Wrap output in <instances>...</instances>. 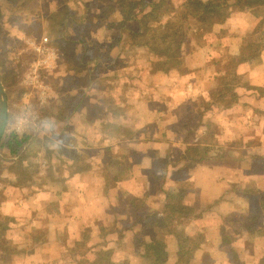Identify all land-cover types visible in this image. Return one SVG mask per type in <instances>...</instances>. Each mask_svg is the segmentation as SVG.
Masks as SVG:
<instances>
[{"label":"crops","instance_id":"0c3cea01","mask_svg":"<svg viewBox=\"0 0 264 264\" xmlns=\"http://www.w3.org/2000/svg\"><path fill=\"white\" fill-rule=\"evenodd\" d=\"M129 2L0 0L5 135L28 136L3 148L0 264H264V5L174 70L140 46L157 0Z\"/></svg>","mask_w":264,"mask_h":264},{"label":"trees","instance_id":"16d2710c","mask_svg":"<svg viewBox=\"0 0 264 264\" xmlns=\"http://www.w3.org/2000/svg\"><path fill=\"white\" fill-rule=\"evenodd\" d=\"M16 1L10 0L12 3ZM129 1L124 0V3L128 8H134L135 3ZM260 5H264V0H157L150 10H140V37L143 39L140 46H145L153 54L158 55L162 68L179 70L182 64L181 45L185 44L188 38H192L193 33L208 34L215 23L226 21L233 10ZM5 53L2 52L4 54H1L2 57L7 56ZM17 66L20 69L17 74L9 73L10 82L5 76L6 86L8 89L11 88L10 92L15 95L19 94L14 88L15 80L19 74L21 75L22 70L20 62ZM27 141V135L23 137H17L15 134L5 135L0 148H7L13 156H17ZM187 208L182 206V211L178 210V214L185 218L193 216L194 210ZM5 227V221L0 220L2 241H5ZM3 247L5 248L4 243ZM145 249L147 257L154 256L157 261L164 257L162 246L156 242L147 245Z\"/></svg>","mask_w":264,"mask_h":264},{"label":"rangeland","instance_id":"374dc122","mask_svg":"<svg viewBox=\"0 0 264 264\" xmlns=\"http://www.w3.org/2000/svg\"><path fill=\"white\" fill-rule=\"evenodd\" d=\"M140 2H139V4H140V6L142 7V8H144V7H146V8H149V7H151V3H153L152 2V0H139ZM130 29H136V25L135 26H132ZM194 35L192 36V39H194L197 35H198V32H196V33H193ZM2 45V41L0 40V46ZM143 51H145V50H143ZM2 52H0V75L3 77V76H7L8 77V81L10 82V77H11V74H10V76H9V73L7 74L6 72V66H8V62L7 61H5L4 60V56L2 57V55H4V54H2ZM140 54H141V57H140V64L142 65V64H144L145 63V58L144 57H142V55L144 54V52H140ZM146 55V54H145ZM4 62H5V64H4ZM152 63H155L156 65H158L157 64V62L156 61H152ZM5 81V80H4ZM16 97H17V95H16ZM17 101V100H16ZM16 101H14V103L16 102ZM12 124L13 123H11L10 124V129L12 128ZM49 130V129H48ZM5 156H8V154L6 155V153L3 151V148H0V163H4V162H7L8 161V158H5ZM1 171V170H0Z\"/></svg>","mask_w":264,"mask_h":264},{"label":"water","instance_id":"95a60500","mask_svg":"<svg viewBox=\"0 0 264 264\" xmlns=\"http://www.w3.org/2000/svg\"><path fill=\"white\" fill-rule=\"evenodd\" d=\"M8 97L2 81L0 80V143L5 135L8 125Z\"/></svg>","mask_w":264,"mask_h":264},{"label":"built area","instance_id":"2783aa9c","mask_svg":"<svg viewBox=\"0 0 264 264\" xmlns=\"http://www.w3.org/2000/svg\"><path fill=\"white\" fill-rule=\"evenodd\" d=\"M47 39H44V42H47ZM35 80H37V78H34ZM25 112L27 111V108H24Z\"/></svg>","mask_w":264,"mask_h":264}]
</instances>
